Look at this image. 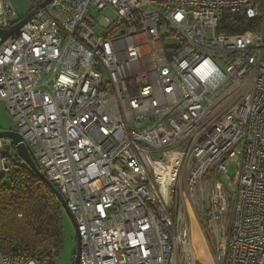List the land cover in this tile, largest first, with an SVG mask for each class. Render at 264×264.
Masks as SVG:
<instances>
[{
  "label": "built area",
  "instance_id": "built-area-1",
  "mask_svg": "<svg viewBox=\"0 0 264 264\" xmlns=\"http://www.w3.org/2000/svg\"><path fill=\"white\" fill-rule=\"evenodd\" d=\"M0 104L73 216L78 264H176L203 201L218 263L264 264V0H53L0 44ZM22 166L0 139V183Z\"/></svg>",
  "mask_w": 264,
  "mask_h": 264
},
{
  "label": "trees",
  "instance_id": "trees-1",
  "mask_svg": "<svg viewBox=\"0 0 264 264\" xmlns=\"http://www.w3.org/2000/svg\"><path fill=\"white\" fill-rule=\"evenodd\" d=\"M19 18L16 22L17 23ZM236 30L252 23L231 17ZM13 23V24H14ZM258 22L255 25L257 27ZM255 27V28H256ZM254 27L250 29L255 30ZM232 33V30H228ZM34 161V159H33ZM20 215V217H18ZM63 210L51 190L27 166L0 183V254L20 252L39 260L49 252L58 256L63 243Z\"/></svg>",
  "mask_w": 264,
  "mask_h": 264
},
{
  "label": "rangeland",
  "instance_id": "rangeland-1",
  "mask_svg": "<svg viewBox=\"0 0 264 264\" xmlns=\"http://www.w3.org/2000/svg\"><path fill=\"white\" fill-rule=\"evenodd\" d=\"M42 0H39L41 2ZM12 7L15 12V18H23L28 14L33 5L29 0H12ZM98 31V30H96ZM9 115L6 112V115L0 113V120L5 123L8 129L15 131L14 124ZM24 166H26L23 163ZM235 172V165H229L228 175L232 176ZM210 182L209 175L206 174L203 178V184L207 186ZM208 191V190H207ZM206 191H204L205 197ZM205 206V201H203L199 206L193 207V214L190 215L191 221V250L187 251H177L175 254L176 264H219L216 260L217 246L220 243V234L209 232L205 225V219L201 213V206ZM63 243L61 244L62 248L57 257L54 258L53 264H73L74 254L76 251V235L74 228L63 212ZM226 229V226L224 225Z\"/></svg>",
  "mask_w": 264,
  "mask_h": 264
},
{
  "label": "water",
  "instance_id": "water-1",
  "mask_svg": "<svg viewBox=\"0 0 264 264\" xmlns=\"http://www.w3.org/2000/svg\"><path fill=\"white\" fill-rule=\"evenodd\" d=\"M53 0H42L37 6H35L28 14H26L21 20H19L17 23H14L12 26L5 30L0 29V44L3 43V41H6L8 38H13V36L16 34V32L21 28L27 21H29L34 14H36L40 9L45 8L48 6ZM0 139H8L12 141L13 145H15L16 152L18 154V157L23 161V163L29 168V170L38 178L41 180V182L45 183V185L51 190L52 195L55 196L56 200L59 202L60 207L62 208L63 212L65 213L68 220H70L74 232L76 235V251L73 257L74 262L73 264H78L80 257V237L79 233L77 232V226L75 221L73 220V216L66 207L65 200L57 192L56 188L52 185L51 182H48L47 178L39 171L37 170V166L35 164V161H33V158L30 156V152L26 148V146L23 144V140L20 137V135L17 132L14 131H4L0 132Z\"/></svg>",
  "mask_w": 264,
  "mask_h": 264
},
{
  "label": "crops",
  "instance_id": "crops-1",
  "mask_svg": "<svg viewBox=\"0 0 264 264\" xmlns=\"http://www.w3.org/2000/svg\"><path fill=\"white\" fill-rule=\"evenodd\" d=\"M0 113L2 115H6V110L4 107H2V104H0ZM4 131H11V129H8L5 125V123H3L1 120H0V132H4Z\"/></svg>",
  "mask_w": 264,
  "mask_h": 264
}]
</instances>
